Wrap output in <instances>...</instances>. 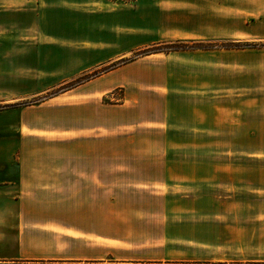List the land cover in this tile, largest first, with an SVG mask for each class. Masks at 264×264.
<instances>
[{"label": "crops", "instance_id": "crops-1", "mask_svg": "<svg viewBox=\"0 0 264 264\" xmlns=\"http://www.w3.org/2000/svg\"><path fill=\"white\" fill-rule=\"evenodd\" d=\"M180 11L187 29L172 19ZM181 40L187 50L148 55L48 96L138 49ZM179 54L188 55L190 138L206 147L235 129L258 139L250 155L263 158L264 0H0V264H264V244L206 238L190 242L185 259L141 257L142 244L117 236L118 164L86 160L118 135L111 116L120 105L103 103L110 93L123 89L128 106H144L145 90L186 88L174 81ZM153 56L166 59L149 65ZM189 165V181L205 186L210 171L226 170ZM236 182L245 192V179ZM263 185L251 192L264 194Z\"/></svg>", "mask_w": 264, "mask_h": 264}, {"label": "rangeland", "instance_id": "rangeland-1", "mask_svg": "<svg viewBox=\"0 0 264 264\" xmlns=\"http://www.w3.org/2000/svg\"><path fill=\"white\" fill-rule=\"evenodd\" d=\"M171 16L177 20L175 23L180 22L181 27L187 29V12L180 11ZM187 41L181 40L179 45L188 47ZM161 45L165 44L138 49L126 59L85 75L80 78L81 82L147 57V51ZM161 57L148 58L147 63L166 59ZM172 60L181 65L174 81L185 82L186 88L145 90L144 106L138 102L128 106L124 102L123 89H116L103 99L105 104L120 105L117 114L111 116L117 120L118 135L109 143H102L99 152L95 151L94 157L86 160L118 164L114 209L118 224L123 223L124 227L118 228L117 236L142 244L137 252L147 259H185L187 255L190 257V242L202 238L224 247L241 242L264 244V194L251 192L258 187V182L264 184V157L254 159L255 156L250 155L252 146H259L254 144L258 139L237 137L235 129L226 136L216 132L207 139L206 147L205 139L197 138L195 142L190 138L188 55L179 54ZM78 80L48 93V96L69 90L78 84ZM163 93L165 98H162ZM166 102L168 106H164ZM157 116L160 121L147 120ZM190 161H211L226 170L210 171L209 179L213 181L209 186L191 183ZM237 176L245 179V192L237 191ZM254 181H257L255 185ZM221 183L222 187L217 186Z\"/></svg>", "mask_w": 264, "mask_h": 264}, {"label": "trees", "instance_id": "trees-1", "mask_svg": "<svg viewBox=\"0 0 264 264\" xmlns=\"http://www.w3.org/2000/svg\"><path fill=\"white\" fill-rule=\"evenodd\" d=\"M180 43H181V41L176 42V43H168V44H165V45H161L159 47H155L157 49L147 51V54L146 55H150V54H154V53H161V52L170 53V52H174V51L187 50L189 48V46L188 47L187 46H180L179 45ZM81 80L82 79H80V80L77 81L78 84L82 83ZM87 80H89V79H87ZM1 107L2 106H0V108ZM7 107H9V106H7Z\"/></svg>", "mask_w": 264, "mask_h": 264}]
</instances>
